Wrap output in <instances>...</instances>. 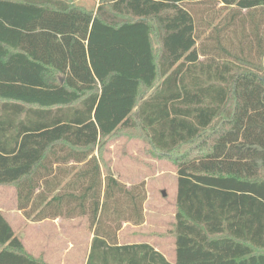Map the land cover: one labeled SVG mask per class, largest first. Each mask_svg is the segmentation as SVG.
Wrapping results in <instances>:
<instances>
[{
  "label": "trees",
  "instance_id": "trees-1",
  "mask_svg": "<svg viewBox=\"0 0 264 264\" xmlns=\"http://www.w3.org/2000/svg\"><path fill=\"white\" fill-rule=\"evenodd\" d=\"M261 11L264 0H0V186L33 222L86 218L88 264H264ZM119 132L177 166L175 263L119 245L147 200L103 158ZM0 264H46L2 212Z\"/></svg>",
  "mask_w": 264,
  "mask_h": 264
},
{
  "label": "rangeland",
  "instance_id": "rangeland-1",
  "mask_svg": "<svg viewBox=\"0 0 264 264\" xmlns=\"http://www.w3.org/2000/svg\"><path fill=\"white\" fill-rule=\"evenodd\" d=\"M74 2L88 10H97L100 4V0ZM223 14H226V11ZM134 136L131 132H119L104 148L103 158L109 163L115 177L128 187L144 183L147 194L144 206L147 223L136 227L135 230L134 225L123 223L124 229L119 231L118 236L119 238L121 236L123 243H127L130 241L128 239L130 232L132 234L136 232L139 236L136 238L138 241L152 243L171 263H175V239L165 234L173 229L176 219L177 166L173 161L154 157L147 141ZM0 209L14 223H18V219L28 220L24 215L21 217L19 212H15L18 210L17 192L13 186H0ZM77 220L80 222L78 230L90 236L92 229L89 221L84 217ZM23 231L26 230L22 227L17 230L18 234Z\"/></svg>",
  "mask_w": 264,
  "mask_h": 264
},
{
  "label": "crops",
  "instance_id": "crops-1",
  "mask_svg": "<svg viewBox=\"0 0 264 264\" xmlns=\"http://www.w3.org/2000/svg\"><path fill=\"white\" fill-rule=\"evenodd\" d=\"M258 18L264 19V11H261L260 14H258ZM0 212H2L7 218L2 209H0ZM15 212H19L22 217L23 211L18 209ZM7 220L14 229L15 234L20 237L28 253L36 258H42L46 264H88L94 233L92 230L91 235L88 236V234L83 231H79L78 226L80 225V222L77 219L63 221L62 218H58L41 222H32L29 220H22V222L21 219H18V223H14V221L9 220L8 218ZM125 224L128 225L129 223H124V225ZM21 227L26 231L18 234L17 230ZM133 227L135 230L138 226ZM123 229L124 228L122 227L121 231ZM138 237L139 236L136 232L134 234L130 232V236L128 237L130 241L123 243L120 236L119 245L146 243L138 241V239H136ZM147 243L152 245L157 251L161 252L160 249L155 247L152 243ZM163 255L166 257L165 254ZM166 259L168 260L167 257Z\"/></svg>",
  "mask_w": 264,
  "mask_h": 264
}]
</instances>
